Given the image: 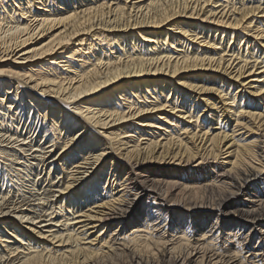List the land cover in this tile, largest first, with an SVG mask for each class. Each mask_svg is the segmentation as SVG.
<instances>
[{"label": "bare ground", "instance_id": "1", "mask_svg": "<svg viewBox=\"0 0 264 264\" xmlns=\"http://www.w3.org/2000/svg\"><path fill=\"white\" fill-rule=\"evenodd\" d=\"M198 159L227 194L215 207L168 201V212L264 227L254 198L225 210L264 186V0H0V264H92L117 249L142 261L154 239L165 253L212 244L216 231L183 222L155 237L138 208L165 195L134 162ZM106 223H117L108 239ZM217 250L199 264L241 254ZM258 250L239 264L261 261Z\"/></svg>", "mask_w": 264, "mask_h": 264}, {"label": "rangeland", "instance_id": "2", "mask_svg": "<svg viewBox=\"0 0 264 264\" xmlns=\"http://www.w3.org/2000/svg\"><path fill=\"white\" fill-rule=\"evenodd\" d=\"M172 161L173 160H171L170 163H173ZM198 161L199 159L196 160L195 162L189 161V163L185 161V162H181L180 165L179 164L176 165L178 161L174 162L173 164L166 163L164 165L159 163H149V162H145L143 164H139V163L137 164L136 162H134V164L136 165L134 171L140 173L139 180L141 181L143 180L144 185L149 184V186L151 187L153 186V188L155 187L154 189L157 190V192H162L163 195H165V199H164L165 201L159 199L158 197L154 200L151 199L152 197L148 198V196H145L143 198V201H140V203L138 204V208L139 210L141 209L140 211H142L143 214L145 212V214L148 215V213L146 212H149L147 220L148 223H150L151 226L153 227V229H150V231L155 233V237L156 236L158 237L159 235L157 229H160L163 226H167V227L169 226L171 227V229L173 227L179 228L182 226V225L179 226V222L180 223L183 222L184 226L188 227V230L192 229L193 231H196L199 229V231L202 232L204 229L205 231L209 229L212 231H216L217 235L214 236L216 237L215 238L216 240L210 239L212 241V244L208 245L206 241H203L205 243L201 244L200 248H196L197 247L196 246L195 249H190L187 245H184V243H179L176 249L169 250L168 251L169 253H165L166 250H163L162 245L160 243L158 245V243H156V239H154L152 240L153 241L152 247L154 248L149 251L151 253L147 255L148 257L146 256L142 258V261L136 258L133 253H130L128 251L124 252L121 249L120 250L117 249L114 250V253L109 254L104 258H98L96 260H93L94 262H92V264H138L139 261H140L139 264L142 263L143 264H183L182 262L185 259L184 257L187 256L188 252H192L194 255L196 250L200 251V253H197L196 254L197 256L196 255L194 257L192 256L193 261L191 264H199V262L201 261L200 256L201 254H203V252L204 253L209 252L207 256V260H210V255L212 254V252H216L217 249L211 247L214 244H215L214 246L216 247L220 246V244L221 246H223V248L220 249L221 252H226V251L231 253L240 252L241 254L237 256L238 259L234 261L235 264L240 263L242 259V255L244 254L245 251L248 250L249 245H253L255 247L258 246L259 249L258 252H263L264 242L260 239V234H259L260 232H258V230L260 229L264 231V227H260V228L258 227L257 230H254L255 228L253 224L251 223L244 224L242 221H238L237 219H226L223 222H220L221 224H219L218 227L216 226L218 223H215L214 221L221 219L220 218L218 219V216L216 214H209L206 212L198 213V211L195 212L192 211L190 213V211L188 210L180 209V213L182 215L172 216V214L168 212V210H170L168 209L169 207L168 201L178 200L183 202V204L186 205V207H190L194 205H202V206L205 205L208 207H215V205H217L221 201V197L227 194V189H228L227 186L230 185L228 183H223L222 181H217L216 183L215 181L213 182L214 173L212 174V172H208L209 167H207L206 164H199V166H194L196 163H198ZM126 168H128L126 170H128L129 172L130 171L129 166H127ZM216 179L219 180V178ZM256 187L257 188H253L247 191V193H249L248 194L249 196L247 194H242L240 196L239 198L240 204L234 207L230 206L225 210L234 211L237 209L238 206L241 207L242 203L243 204L247 203V201L244 199H249V198L252 199L254 198L258 200L259 203L257 202V204L253 206L254 208H257V206L260 204H264V192H260L259 193L260 196L257 194L258 197L255 196V192L257 191L258 193V190L263 189L264 186L263 184H259V186ZM153 194L155 193L153 192ZM153 200L156 203L155 205L151 204V201ZM148 201H150V204L147 203ZM208 218L210 220H208ZM116 228H117V223L113 225H109L108 223H106L103 226L99 227L98 230L102 232L101 234L102 237L107 235V239H108L109 236L113 235L114 230ZM215 228H217V230ZM232 236H236L234 240L236 241L235 243L237 244L234 243L231 244L228 242L229 238L233 239ZM262 238L264 239V237ZM260 242L262 243V245H260L261 244ZM220 250H217V252ZM245 254L248 255V253ZM181 256L182 258H180ZM260 258L261 261H258V263L256 264H264V255L260 256ZM230 261L227 263L230 264ZM234 263L232 262V264ZM220 264H224V263H220Z\"/></svg>", "mask_w": 264, "mask_h": 264}]
</instances>
